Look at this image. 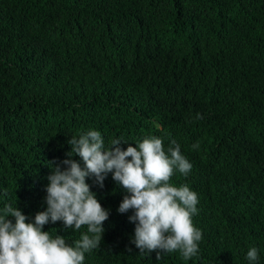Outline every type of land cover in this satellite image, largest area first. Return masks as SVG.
Returning <instances> with one entry per match:
<instances>
[{
    "label": "trees",
    "instance_id": "obj_1",
    "mask_svg": "<svg viewBox=\"0 0 264 264\" xmlns=\"http://www.w3.org/2000/svg\"><path fill=\"white\" fill-rule=\"evenodd\" d=\"M90 129L175 140L202 240L190 260L139 253L109 173L87 181L110 215L84 264H264V0H0V209L46 210L50 162ZM44 230L74 246L86 227Z\"/></svg>",
    "mask_w": 264,
    "mask_h": 264
},
{
    "label": "clouds",
    "instance_id": "obj_2",
    "mask_svg": "<svg viewBox=\"0 0 264 264\" xmlns=\"http://www.w3.org/2000/svg\"><path fill=\"white\" fill-rule=\"evenodd\" d=\"M67 143L71 146L68 158L59 164L50 162L46 210L30 219L11 204L0 209V264H84L85 254L100 246L104 222L110 215L87 181L94 178L103 188L109 173L127 193L118 211L133 210L129 216L135 223L131 242L139 253L156 252L157 260L162 252L178 251L184 260L197 256L202 240V231L193 223V216L198 214V194L186 184L171 183L175 172L187 176L192 169L175 140L165 149L163 138L148 136L135 147L129 143L125 150L121 145L127 142L114 139L105 147L101 133L90 129ZM75 156L83 165L72 158ZM57 221H62L65 229L86 227V232L74 246L69 245L63 235L53 237L51 231L44 230L46 224ZM247 259L256 264V247H250Z\"/></svg>",
    "mask_w": 264,
    "mask_h": 264
}]
</instances>
